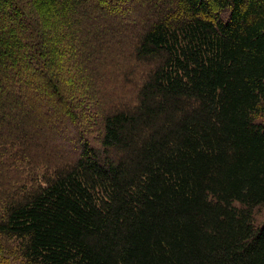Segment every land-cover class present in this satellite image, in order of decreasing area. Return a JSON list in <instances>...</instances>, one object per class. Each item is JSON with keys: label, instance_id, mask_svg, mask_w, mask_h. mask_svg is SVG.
Returning a JSON list of instances; mask_svg holds the SVG:
<instances>
[{"label": "trees", "instance_id": "1", "mask_svg": "<svg viewBox=\"0 0 264 264\" xmlns=\"http://www.w3.org/2000/svg\"><path fill=\"white\" fill-rule=\"evenodd\" d=\"M35 1L0 0V264H264V0Z\"/></svg>", "mask_w": 264, "mask_h": 264}, {"label": "rangeland", "instance_id": "2", "mask_svg": "<svg viewBox=\"0 0 264 264\" xmlns=\"http://www.w3.org/2000/svg\"><path fill=\"white\" fill-rule=\"evenodd\" d=\"M40 0H36L35 1V3L39 6V7H42L43 8V6H44V8H43V10H41L42 11V13L41 14H43V12L45 11V10H47V6H45V0H41V2H39ZM98 1V0H97ZM105 1V4L107 3L106 2V0H104ZM104 1H102V0H100L99 1V5H101V4H104ZM159 1H161V0H159ZM162 4V3H161ZM163 5V4H162ZM45 9V10H44ZM51 10H53L52 9V7H51ZM123 12H125V13H127L126 11H125V7H124V9H123ZM53 16V13H46V11L44 12V14L42 15V18L40 19V21H39V23H40V25H41V29L43 30V31H45V32H48L49 30H51V28H52V26H53V24L55 23V19L54 18H51ZM122 16V15H121ZM130 20H132V18L130 17ZM60 28H61V26H60ZM57 30H59V28H56ZM56 30V31H57ZM118 43H122V42H118ZM48 45V47L50 46V45H52V46H55V44H52V43H49V44H47ZM118 45V44H117ZM109 57H111V55L109 54ZM114 69V68H113ZM112 68H111V70H113ZM115 70V69H114ZM114 73H115V71H113ZM113 73V74H114ZM113 74L110 72L109 74H108V78L111 80V78H112V76H113ZM0 175H5V173L4 174H0ZM259 215H258V217H259V220L257 221V224L258 225H261L263 222H264V206L260 209V212L258 213Z\"/></svg>", "mask_w": 264, "mask_h": 264}]
</instances>
